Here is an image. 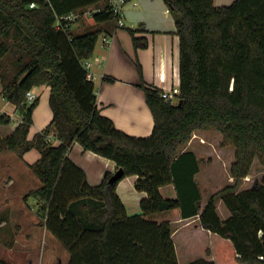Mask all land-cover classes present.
<instances>
[{
	"label": "trees",
	"instance_id": "16d2710c",
	"mask_svg": "<svg viewBox=\"0 0 264 264\" xmlns=\"http://www.w3.org/2000/svg\"><path fill=\"white\" fill-rule=\"evenodd\" d=\"M109 1L0 0L1 94L22 115L9 136L0 135V152L39 151L31 167L40 185L30 194L42 202L41 224L69 252L68 264H264V176L260 184L236 192L254 159L264 164V0L226 6L165 0L180 39V93L175 103L142 81L154 118L147 137L118 129L98 108L84 63L93 58L101 30L75 34L72 24L56 28L63 16L100 2L103 9L90 22L113 19ZM131 33L135 49L148 45ZM45 85L52 119L30 139L39 97L28 105L26 93ZM11 120L0 115V134ZM208 128L222 134L223 146L235 147L230 169L235 183L202 206L200 160L194 151L180 149L196 130ZM75 142L115 161L123 175L111 183L114 173L107 172L100 184L91 185L68 156ZM129 175H137L136 189L147 193L138 214H128L117 193ZM167 184L174 185L176 198L161 194ZM218 198L230 211L226 220L219 216ZM174 208L181 211L180 221L149 217ZM0 264L12 263L0 256Z\"/></svg>",
	"mask_w": 264,
	"mask_h": 264
},
{
	"label": "crops",
	"instance_id": "0c3cea01",
	"mask_svg": "<svg viewBox=\"0 0 264 264\" xmlns=\"http://www.w3.org/2000/svg\"><path fill=\"white\" fill-rule=\"evenodd\" d=\"M233 1L235 0H214L216 6L230 5ZM103 4L104 2H100L79 11L82 12L79 19L72 25L75 34L101 30L94 56L91 59L93 81L97 87L95 90L98 108L104 116L112 119L118 129L127 134L137 137L150 136L154 129V118L140 84L143 81L147 86L166 92L179 88L180 39L176 33L175 17L165 0H127L123 11L125 26H118L116 18L96 24L90 22V16L86 14V11L103 7ZM131 31L137 38H146L148 45L135 49ZM105 35H111L109 44L104 42ZM134 59L138 60L142 67V76L137 71ZM107 77L113 78V81L108 80ZM34 91L38 94V105H40V98L43 94L48 98L50 87L47 85L35 87ZM1 92L0 80V97L5 99ZM49 108V112L46 109L45 120L39 131L44 129L52 119V110L51 107ZM37 110L36 108L33 113V122H35ZM29 138L32 137L29 136ZM50 139L58 142L53 135ZM32 150L38 153L34 160L36 161L40 153L37 149ZM183 151L187 150L181 152ZM68 156L85 170L88 182L93 186L100 184L107 172L117 171L115 161L84 150L78 142L72 145ZM137 178V175L126 176L117 185V193L124 202L128 214L140 213L141 199L147 195L146 192L136 189ZM160 192L168 198L177 196L173 184L161 186ZM166 211H176L173 217L181 219L179 208ZM154 216L155 214L149 217L153 219ZM43 227L49 232L45 226Z\"/></svg>",
	"mask_w": 264,
	"mask_h": 264
},
{
	"label": "rangeland",
	"instance_id": "374dc122",
	"mask_svg": "<svg viewBox=\"0 0 264 264\" xmlns=\"http://www.w3.org/2000/svg\"><path fill=\"white\" fill-rule=\"evenodd\" d=\"M127 24L130 26L129 22ZM134 62L136 64V59ZM135 66L139 73L137 64ZM95 88L97 90L96 86ZM49 95L47 98L43 94L40 98L41 104L36 107L38 110L30 129V137L38 133L44 123L46 109L49 112ZM173 101L176 103L178 100ZM2 114H8L12 118L9 124L1 126L0 135L4 138L9 136L22 115L15 105L0 97V115ZM222 143V134L215 128H208L196 130L193 140L180 149L194 151L200 160L197 181L203 195L202 206L212 194L235 183L230 172L235 161V147L223 146ZM37 155L36 150L23 156L8 149L0 152V256L12 264H68L69 252L41 224L45 220L41 200L30 194L40 185V179L31 167V162ZM263 176L264 164L256 157L249 175L243 178L236 192L260 184ZM217 210L222 220L230 216V211L220 198L217 199ZM175 212L157 213L153 219L180 221L181 219L173 217ZM196 235L199 238L202 236L201 233Z\"/></svg>",
	"mask_w": 264,
	"mask_h": 264
},
{
	"label": "built area",
	"instance_id": "2783aa9c",
	"mask_svg": "<svg viewBox=\"0 0 264 264\" xmlns=\"http://www.w3.org/2000/svg\"><path fill=\"white\" fill-rule=\"evenodd\" d=\"M126 3H127V0H110L109 1V10L112 13V15L114 16V18L117 19L118 26H121V27L125 26L123 11H124V7H125ZM30 7H35V2H31ZM102 9L103 8L100 7V8L94 9L92 11H86V14L91 16L94 12L101 11ZM81 13L82 12H72L69 15L63 16L61 19H59L57 21L56 28L62 29V30L69 28L71 24L73 25V23L79 19ZM103 39H104V42L106 44H109L111 41V35H105L103 37ZM84 66L88 70V77L90 79H93L94 75L91 71V60L86 61L84 63ZM179 93H180L179 88H173L170 92L163 91L162 96L166 100H172L173 101L174 99H177V95ZM37 98H38V94L34 91V89L27 91L26 102L28 105H31L32 103H34ZM21 120H22V118L19 119L18 121L20 122Z\"/></svg>",
	"mask_w": 264,
	"mask_h": 264
},
{
	"label": "water",
	"instance_id": "95a60500",
	"mask_svg": "<svg viewBox=\"0 0 264 264\" xmlns=\"http://www.w3.org/2000/svg\"><path fill=\"white\" fill-rule=\"evenodd\" d=\"M179 104H182V100H180ZM123 175V170L118 169L111 177H110V182L114 183L117 179H119Z\"/></svg>",
	"mask_w": 264,
	"mask_h": 264
}]
</instances>
